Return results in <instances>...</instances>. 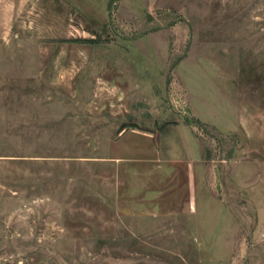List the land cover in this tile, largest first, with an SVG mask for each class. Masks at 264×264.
<instances>
[{"label":"rangeland","instance_id":"374dc122","mask_svg":"<svg viewBox=\"0 0 264 264\" xmlns=\"http://www.w3.org/2000/svg\"><path fill=\"white\" fill-rule=\"evenodd\" d=\"M0 264H264V0H0Z\"/></svg>","mask_w":264,"mask_h":264},{"label":"crops","instance_id":"0c3cea01","mask_svg":"<svg viewBox=\"0 0 264 264\" xmlns=\"http://www.w3.org/2000/svg\"><path fill=\"white\" fill-rule=\"evenodd\" d=\"M197 152L199 153V150Z\"/></svg>","mask_w":264,"mask_h":264}]
</instances>
